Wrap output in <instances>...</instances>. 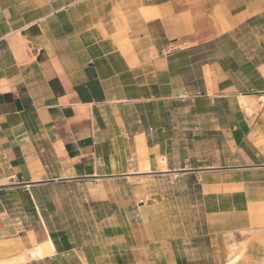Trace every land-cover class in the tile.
<instances>
[{"label":"crops","instance_id":"0c3cea01","mask_svg":"<svg viewBox=\"0 0 264 264\" xmlns=\"http://www.w3.org/2000/svg\"><path fill=\"white\" fill-rule=\"evenodd\" d=\"M262 98L264 0H0V260L59 261L68 188L153 173L198 187L210 239L143 227L134 264H228V229L264 264Z\"/></svg>","mask_w":264,"mask_h":264},{"label":"rangeland","instance_id":"374dc122","mask_svg":"<svg viewBox=\"0 0 264 264\" xmlns=\"http://www.w3.org/2000/svg\"><path fill=\"white\" fill-rule=\"evenodd\" d=\"M182 179L183 176H175L172 183L170 177H154L150 173L118 185L68 188L54 226L60 234V247L70 252L65 251L52 264H85L84 258L89 264H134L129 247H142L146 242L143 227L150 226L160 227L163 242L177 241L186 248L202 251V246H208L212 226L204 218L198 187L188 183L175 190ZM97 189L109 197L103 203L86 200ZM117 230L125 232V242L120 246L116 244V238L121 237L115 236ZM240 231L244 234V230ZM221 234L228 242V264L234 263L249 239L239 243V237L230 229ZM199 262L202 263L200 259Z\"/></svg>","mask_w":264,"mask_h":264},{"label":"bare ground","instance_id":"6f19581e","mask_svg":"<svg viewBox=\"0 0 264 264\" xmlns=\"http://www.w3.org/2000/svg\"><path fill=\"white\" fill-rule=\"evenodd\" d=\"M262 99H264V98H262ZM164 168L165 169L163 170V172L169 171L168 169H166V166ZM52 253H54V245L51 243H49V244L43 243L41 245H38V246L32 248V250L28 251L27 253L23 252L20 255L15 256V257H9V258L5 257V258L0 260V264H22V263H25V262L31 260V258L35 257V258L39 259V258L44 257V255H46V254H52ZM233 261H234V259H233ZM230 262H232V260Z\"/></svg>","mask_w":264,"mask_h":264}]
</instances>
